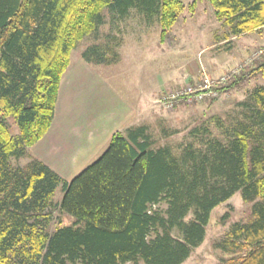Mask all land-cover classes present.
I'll return each instance as SVG.
<instances>
[{
  "label": "trees",
  "instance_id": "obj_1",
  "mask_svg": "<svg viewBox=\"0 0 264 264\" xmlns=\"http://www.w3.org/2000/svg\"><path fill=\"white\" fill-rule=\"evenodd\" d=\"M206 1L229 37L264 27V0ZM182 7L181 0H0V264H182L202 243L211 211L236 192L251 216L215 244L231 256L221 264H264V49L218 88L220 96L252 76L262 81L239 102L238 119L218 124L220 137L205 128L174 153L154 148L146 125L129 127L68 182L35 159L10 163L48 131L70 54L104 24V9L156 17L164 37ZM105 52L94 44L82 58L98 64ZM160 203L164 210L150 211ZM55 209L73 220L49 231Z\"/></svg>",
  "mask_w": 264,
  "mask_h": 264
},
{
  "label": "rangeland",
  "instance_id": "obj_2",
  "mask_svg": "<svg viewBox=\"0 0 264 264\" xmlns=\"http://www.w3.org/2000/svg\"><path fill=\"white\" fill-rule=\"evenodd\" d=\"M181 2L183 7L177 20L164 37L156 17L149 18L135 8L118 17L104 9V24L81 39L70 54L69 65L61 77L57 118L70 124L106 115L116 121L127 115V102L135 110V125L148 127L154 148L169 146L178 153V146L198 140L206 134L205 128L211 136L220 137L222 127L218 128V124L226 127L240 117L238 104L262 82L260 77L252 76L212 102L180 103L168 111L160 100L168 91L179 89L202 74L219 77L236 72L230 79L238 76L252 65L259 49H264V38L259 37L260 33L249 32L235 41H224L228 29L216 19L206 0ZM94 44L106 49L105 59L98 64L82 58V53ZM7 122L11 133L16 135L18 130L12 118ZM193 128L199 131L194 133L195 138L190 133ZM31 160L27 155L10 163L24 167ZM60 177L69 179L67 174ZM61 198L62 188L58 186L52 201L57 204ZM250 207L239 192L215 207L202 243L191 251L185 264H221L230 258L215 244L222 240L231 224L250 218ZM164 209L165 204L160 203L150 211ZM225 213L228 218L223 221ZM72 220L55 209L49 231L70 225Z\"/></svg>",
  "mask_w": 264,
  "mask_h": 264
},
{
  "label": "crops",
  "instance_id": "obj_3",
  "mask_svg": "<svg viewBox=\"0 0 264 264\" xmlns=\"http://www.w3.org/2000/svg\"><path fill=\"white\" fill-rule=\"evenodd\" d=\"M253 33H260L259 37L264 38V27L251 32ZM244 35L246 34L229 37L228 32H225L223 39L235 41ZM61 85L62 78L59 90ZM58 98L59 96L48 131L27 149V155L42 162L59 176L67 174L68 182L104 152L115 132H124L127 128L137 125L134 123L135 110L130 108L127 102H125L129 107L127 115L122 116L120 120L112 121V118L105 115L90 117L84 121L74 120L73 123L68 124L66 120L57 118ZM186 260L182 264H185Z\"/></svg>",
  "mask_w": 264,
  "mask_h": 264
},
{
  "label": "built area",
  "instance_id": "obj_4",
  "mask_svg": "<svg viewBox=\"0 0 264 264\" xmlns=\"http://www.w3.org/2000/svg\"><path fill=\"white\" fill-rule=\"evenodd\" d=\"M235 73L231 72L227 76L219 77H210L207 74H202L199 78L193 79L185 86L168 91L164 94L160 103L163 109L170 111L180 103L188 105L215 100L219 97L218 88L227 84L230 77Z\"/></svg>",
  "mask_w": 264,
  "mask_h": 264
}]
</instances>
